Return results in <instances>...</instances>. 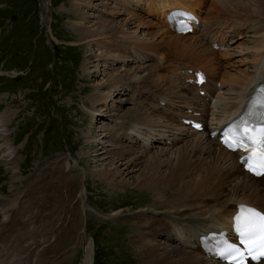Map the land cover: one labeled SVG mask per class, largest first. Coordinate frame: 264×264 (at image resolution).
Here are the masks:
<instances>
[{"label":"bare ground","instance_id":"bare-ground-1","mask_svg":"<svg viewBox=\"0 0 264 264\" xmlns=\"http://www.w3.org/2000/svg\"><path fill=\"white\" fill-rule=\"evenodd\" d=\"M173 8H184L200 17L201 24L193 34L176 35L165 27V15ZM73 9L77 18L74 27L82 40L79 43L87 42L89 52L84 73H99L104 68L101 75L108 76L103 83L95 84L94 90L107 91L93 93L94 105L113 101L114 89L118 95H130L137 104L123 112L120 105L131 101L121 100L119 109L106 103L104 106L112 112L111 123L119 128L125 121L124 129L117 134L111 124L103 123L98 127V140L89 138L87 143L98 148L93 163L103 162L106 167L93 171L98 177L110 180L113 188L133 186L149 191L154 198L153 206L138 215L146 220V230L131 237L141 264H215L211 258L184 249L179 244L180 236L185 239L190 230L209 223L221 224L239 202H262L264 190L218 138L206 132L190 134L178 117L187 107L202 111L209 119L212 113L213 120L225 116L236 106L238 91L264 80V0H74ZM41 13L43 20L51 16L48 0L42 1ZM210 39L226 43L227 50H213ZM246 42L255 46L253 58H245ZM176 65L205 70L212 82L208 89L213 103L192 91L186 93L189 87L173 73ZM218 82L223 85L221 91L216 89ZM160 99L167 101L165 106L159 104ZM91 112L104 114L96 109ZM128 115L132 118L125 120ZM4 117L0 119V132L4 134L0 161L11 153L3 148L12 141ZM68 164L73 165L71 161ZM160 206L164 210L157 209ZM87 207L83 206L85 213L90 212ZM26 208L19 205L0 218V264H46L42 245L56 217L38 208L31 223L34 219L38 222V216L39 225L20 226L19 213L29 214ZM154 211L158 215L152 214ZM26 214L23 219L30 221ZM5 228H10L7 238ZM37 229L39 237L33 232ZM82 242L80 264H93L94 249L85 232Z\"/></svg>","mask_w":264,"mask_h":264},{"label":"rangeland","instance_id":"rangeland-1","mask_svg":"<svg viewBox=\"0 0 264 264\" xmlns=\"http://www.w3.org/2000/svg\"><path fill=\"white\" fill-rule=\"evenodd\" d=\"M48 1L51 16L46 20L50 25L42 23L40 0H0V119L5 116L14 142L3 145L11 153L0 161V192L5 194L0 193V218L20 203L29 209V214L20 210V226L36 228L39 217L38 222L31 221L38 208L56 217L46 232V248L42 246L46 264H79L84 232L95 254H102L101 264H141L132 238L146 226L145 222L139 225L136 214L153 206L154 198L147 190L113 188L110 180L98 177L95 172L106 167L103 162L93 163L98 148L87 143L89 138L99 137L98 127L103 123L111 124L113 131L118 128L111 123L112 112L104 106L106 103L116 109L121 106L123 112L137 104L128 95L116 92L117 96L114 89L113 101L94 105L93 93L107 91L94 90L95 84L103 83L108 76L101 75L104 68L87 75L83 71L89 52L87 42L79 43L82 40L74 27V0ZM256 53L255 46L246 42L245 58H253ZM123 99L131 102L119 106ZM93 109L103 111L105 116L91 112ZM3 136L0 132V139ZM69 161L76 168L67 165ZM85 204L90 212H84ZM24 214L30 215V221L23 219ZM3 231L7 238L10 228ZM33 232L39 237L38 229Z\"/></svg>","mask_w":264,"mask_h":264},{"label":"snow or ice","instance_id":"snow-or-ice-1","mask_svg":"<svg viewBox=\"0 0 264 264\" xmlns=\"http://www.w3.org/2000/svg\"><path fill=\"white\" fill-rule=\"evenodd\" d=\"M233 139L236 142V145L239 147H243L245 151H249L253 147L252 138L251 137H244L241 136L239 139L236 137H233ZM259 151L261 159L264 160V129H262L260 133V139H259ZM264 167V165H262ZM260 220V240L261 243L259 245L260 248V256L264 257V216L259 217ZM246 236H248L249 239H252L254 235V230H250L249 232L245 233ZM230 251H235L234 249H229Z\"/></svg>","mask_w":264,"mask_h":264}]
</instances>
